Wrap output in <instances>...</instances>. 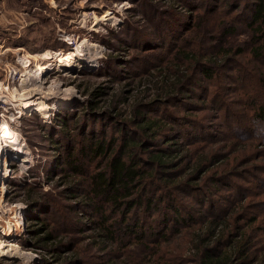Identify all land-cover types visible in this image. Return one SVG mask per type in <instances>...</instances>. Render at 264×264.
Listing matches in <instances>:
<instances>
[{"label":"rangeland","instance_id":"obj_1","mask_svg":"<svg viewBox=\"0 0 264 264\" xmlns=\"http://www.w3.org/2000/svg\"><path fill=\"white\" fill-rule=\"evenodd\" d=\"M187 1L0 0V124L7 123L18 134L23 147L21 150L24 151L16 154L11 145H8V151L6 146L0 164V246L7 244L4 247L8 249L7 254L0 252V264L50 263L55 260L57 252H61L59 255L63 259L70 256V252L63 253L65 249L56 247L65 242L74 244V248H77L86 261L84 264H196L191 254L196 248L190 240H194L196 234L201 232L196 229L197 224L170 235L168 242L161 241V244L155 245L151 241L154 238L149 237L148 231L153 219L147 214H141L146 223L143 239L123 242L117 240L115 246L98 235V230L89 229L92 227L89 220L95 215L94 212L79 207L74 211L69 210L67 205L77 199H69L61 191L57 177L45 182L46 175L42 168H54L52 156H56L58 150L47 136L53 135V121L59 112L81 117L91 99L97 101V109L109 110V101L120 96L124 99L119 102L118 107L127 112L134 99H149L155 95L158 97V94L164 92L158 86L169 84L174 78L163 67L173 50L156 48L152 49L155 53H143L133 45L145 34L148 38H154V29L157 27H161L163 34H166L178 19L187 18V13L200 12L201 9L198 8L189 10L190 7L185 5ZM238 1L240 0H230L232 4H237ZM250 2L251 0H241V4L245 3L246 7ZM224 8L225 2L219 1L217 12L209 14L207 22L211 24L221 16L227 20L233 12L227 13V10L223 11ZM235 20L244 19L235 17ZM167 22L170 23L165 27ZM239 27L235 35L223 40L225 46H236L249 39L248 29L244 25ZM199 32V28L190 32V37L195 38L191 43L194 50L199 42L201 45L210 42V39L201 41ZM84 38L100 46L77 47ZM169 40L170 38L166 41ZM247 45L244 46V52L236 56L241 63L234 62L236 59L230 60L227 69L222 73H215L211 81L202 78L200 72L196 71L199 86L192 87L194 96L190 97L189 89L184 86L182 91H172L169 99L164 100L158 109L196 116L202 137L195 140V144L201 147L194 153L195 158L198 155L211 157L217 154V159L208 169L205 174L207 178L202 184L203 189L208 192L207 199H213L215 204L222 207L227 204L223 199L231 198L234 192L232 183L244 188L247 196L237 208L238 213L246 219L232 220L233 224L241 225L255 236L253 259L246 264H262L264 145L259 136L264 128L249 121L251 106L249 104L247 107L245 103L251 97H255V100L262 98V79H259L262 63L249 55L250 45ZM75 47L78 49L73 51ZM69 51L78 52L76 56L83 60L76 58L70 61V65H61L58 59ZM44 55L47 58L41 57ZM39 65L46 67L45 72L29 78V71L35 70ZM220 84H224L226 88L222 91L220 89L214 98L217 97V103H222V108L214 109L208 101L203 104L201 98L209 97ZM96 88L104 93L94 97L92 91ZM240 95L245 98L242 99ZM61 98L68 99V102L58 106L57 102ZM31 102L46 107V110L27 108ZM236 112L244 113L246 119L241 118L245 122L239 121V126L241 131L246 128L249 132L245 134L247 138L232 144L234 138L224 124L234 126ZM249 153L248 159H241L242 155ZM193 160L190 161V166L193 165ZM225 173L230 178L224 177L225 181L220 180L222 177L214 179L215 175ZM31 175L35 176L30 177ZM253 176L261 178L256 181L258 185L254 183ZM161 177L160 175L159 179ZM33 181L38 182V186L44 191L50 192L49 198L55 204L54 208L61 216H67L63 231L53 225L56 234L54 240L37 241L35 231L31 230L38 225L33 223L26 226L27 209L22 200L24 193L20 188L24 187V182ZM180 196L185 199V210H194V217L201 212V207L193 202L191 196ZM212 205L214 204H210ZM47 216L49 220H55L51 217L53 215ZM255 216L256 220L248 223L249 218ZM81 224H85L82 226L83 232L78 233ZM159 228L162 233L165 225L160 224ZM39 236H43V233H39Z\"/></svg>","mask_w":264,"mask_h":264},{"label":"trees","instance_id":"obj_2","mask_svg":"<svg viewBox=\"0 0 264 264\" xmlns=\"http://www.w3.org/2000/svg\"><path fill=\"white\" fill-rule=\"evenodd\" d=\"M219 1L225 2L223 11L233 13L227 20L221 16L209 24L208 15L217 12ZM185 5L190 7L189 10H201L195 13L191 11L187 13V18L178 19L168 33L163 34L162 28L157 27L154 29V38H148L145 34L133 45L143 53H155L152 49L156 48L173 50L163 67L174 78L169 84L158 86L164 92L158 94V97L155 95L149 99H134L127 112L118 107L119 102L124 99L123 96L110 100L109 110L97 109V101L91 99L81 117L59 112L53 121V135L47 136L55 144L58 154L52 156L54 168L42 167L46 175L44 180L46 182L47 179L57 177L61 191L69 199H77L67 205L69 210L74 211L79 207L94 212L95 215L89 220L92 225L89 229L98 230V235L115 246L117 240H142L146 223L141 214H147L153 219L148 231L149 237L154 238L151 241L155 245L166 243L170 235L197 224L196 229L201 232L196 234L194 240H190L196 248L191 251L196 264H246L253 259L251 257L255 236L241 225L233 224L232 220L245 218L238 213L237 208L247 196L244 188L240 184L232 183L234 192L231 198L223 199L227 204L222 207L215 204L213 199L208 200V192L203 189L202 184L207 178L205 174L208 169L216 161L217 154L211 157L198 155L195 158L194 153L201 148L195 144V140L202 137L196 116L175 114L167 109L162 111L158 107L160 108L164 100L169 99L172 91H182L184 86L189 89L190 97H193L195 92L192 87L199 86L196 82V71L200 72L202 78L211 81L214 74L227 69L228 62L242 54L244 46L248 44L249 55L262 63V74L259 78L262 79V98L255 100V97H251L249 101L245 100L246 106H251L248 119L254 125L264 128V0H251L247 7L245 3L241 4V0L237 4H232L230 0H188ZM238 15L244 20H235V17L242 19ZM239 25L248 29L249 39L237 43L236 46H225L223 40L227 36L235 35L240 29ZM195 28L200 29L201 41L210 39V42H205V45L199 42L194 50L191 43L195 38L190 37V32ZM204 35L207 36L203 38ZM64 45L63 43L62 46ZM234 62L241 63L237 59ZM225 88L224 84L218 85L209 97L203 96L201 101L203 104L208 101L214 109H221L222 103H217V97H214L220 89L222 91ZM103 93L100 88L92 91L94 97ZM234 114L235 125L224 124L234 138L232 144L247 138L245 134L249 132L246 128L241 131L239 126V121L245 122L244 113ZM241 117L245 119L242 120ZM259 137L264 145V129ZM262 155L264 156L263 151ZM249 157L250 153L242 155L241 159ZM192 159L193 165L190 166ZM158 174L162 176L161 179ZM226 175L228 173L215 175L214 179L222 177L220 180L225 181L224 177L230 178ZM253 179L256 184L261 178L253 176ZM23 185L20 189L24 193L22 200L27 209L26 226L33 223L38 225L31 230L35 231L37 241L54 240L55 226L63 231L67 216H61L54 208L55 204L49 198L50 192L44 191L38 186V182H24ZM262 186L264 190V176ZM186 194L201 207V212L195 217L194 210H185L186 202L180 195ZM47 215H53L51 217L55 220H49ZM256 216L249 218L248 223L255 221ZM160 224L165 225L162 233ZM84 225L81 224L78 233L83 232ZM261 230L264 264V220ZM39 233H43V236L40 237ZM56 249H65L63 253L68 251L71 255L62 259L59 255L61 252H57L53 262L43 264L86 263L73 243H59Z\"/></svg>","mask_w":264,"mask_h":264},{"label":"bare ground","instance_id":"obj_3","mask_svg":"<svg viewBox=\"0 0 264 264\" xmlns=\"http://www.w3.org/2000/svg\"><path fill=\"white\" fill-rule=\"evenodd\" d=\"M105 15H108V13H106ZM77 47H81V46H97L99 47L100 44L96 43V42H93L91 41L90 39L88 38H84L82 39L79 44L76 45ZM75 47L74 49H72L73 51L77 50L78 48ZM97 53V52H96ZM78 54V52H72V51H69V52H66L65 54H63L59 59L58 61L61 63V65H70V61L78 58V56H76ZM41 57H46L47 56H41ZM80 60H83V58H78ZM85 60V59H84ZM90 61V60H89ZM45 69L46 67L45 66H42V65H39L35 68V70L33 69V71H29V78L30 77H37L39 75H42L43 72H45ZM68 102V99L66 98H61L59 100L58 103V106H61V105H64ZM27 108H33V110H36V111H43V110H46V107H43L39 104H37L36 102H31L27 105ZM20 139H19V136L18 134L13 131L10 126L7 124V123H1L0 124V164L2 163V155L5 151V147L8 146V145H11V147L13 148L12 150L16 153V154H21L22 152H24L23 150H21L23 147L21 146L22 143H20ZM9 149V146L7 147L6 151H8ZM12 154V153H11ZM9 232V231H8ZM7 244H3L0 246V252L2 254H7V251L8 249H5ZM8 245H12V244H8ZM5 246V247H4Z\"/></svg>","mask_w":264,"mask_h":264}]
</instances>
